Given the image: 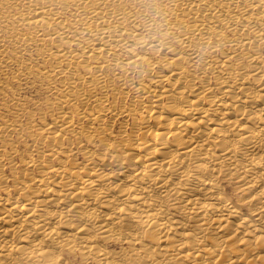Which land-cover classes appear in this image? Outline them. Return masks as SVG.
Masks as SVG:
<instances>
[{
  "label": "bare ground",
  "instance_id": "1",
  "mask_svg": "<svg viewBox=\"0 0 264 264\" xmlns=\"http://www.w3.org/2000/svg\"><path fill=\"white\" fill-rule=\"evenodd\" d=\"M12 1L49 96L1 115L0 264H264V0Z\"/></svg>",
  "mask_w": 264,
  "mask_h": 264
},
{
  "label": "rangeland",
  "instance_id": "2",
  "mask_svg": "<svg viewBox=\"0 0 264 264\" xmlns=\"http://www.w3.org/2000/svg\"><path fill=\"white\" fill-rule=\"evenodd\" d=\"M10 1L11 6L15 5L12 0ZM42 48L43 45L40 43L29 46L17 45L15 48H7L8 56L0 53V79L2 81L0 84V121L2 114L8 113L9 116H13L19 112L18 118L23 124L27 120L28 112L33 118V114L38 111L41 104L42 108L46 109V103L42 102L49 96L48 88L44 86V81L40 79L38 73L42 63L40 57ZM8 58L21 60V68L19 64ZM48 118L49 116L46 120Z\"/></svg>",
  "mask_w": 264,
  "mask_h": 264
},
{
  "label": "clouds",
  "instance_id": "3",
  "mask_svg": "<svg viewBox=\"0 0 264 264\" xmlns=\"http://www.w3.org/2000/svg\"><path fill=\"white\" fill-rule=\"evenodd\" d=\"M131 11H132L133 14L135 15V9H131ZM140 16H141L146 22H148V23H151V18H152L153 16H155V20H156L157 24H161V23H162V21H161V15L156 14V12H155L154 9H149L147 15H146L143 11H141V12H140ZM129 19H132V17H129ZM134 22H135L136 24H140V20H135ZM169 23H171V22L169 21ZM157 24H152V25H151V29H150L149 31H150V32H154V30L156 29ZM106 27H108V26H106ZM125 27H126V25H124V26H120V27H117V28L115 29V32H116L117 34L122 33L123 36L126 37V36H127V32H125ZM84 31H85V34H86V35H85V38H88V37H87L88 29H85ZM141 31H142V28H141V27H137V28H136V33H137V39H138V40L140 39V33H141ZM160 31L163 32V31H165V29H164L163 27H161V28H160ZM101 35H102L103 39L108 40V32H107V31L103 32L102 34H101V33H97V39H99ZM118 37H119L118 39H113V40H112V43H114V44H117V43H119V44H123V43H124V39H123L122 37H120V36H118ZM143 39H144L145 41H147L148 44H152V45H156V44H158L159 41H160V37H159V36H157L155 40H150L147 36L143 37ZM127 43H128L129 45H131V46H135V42H133V41H128ZM144 46L146 47L147 44H145ZM160 51L163 52L164 49L161 48ZM138 66H139V65H137V67H138ZM129 75H131V73H129ZM147 75H148V73H147V71H145V73H144V77H147ZM146 79H147V78H144L143 80H146ZM139 83H140V81H136V82H134L133 84H134V85H138Z\"/></svg>",
  "mask_w": 264,
  "mask_h": 264
}]
</instances>
